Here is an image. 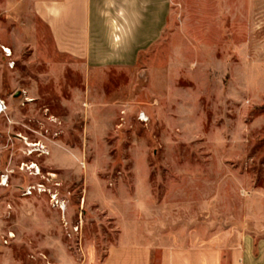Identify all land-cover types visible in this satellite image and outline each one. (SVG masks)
I'll return each mask as SVG.
<instances>
[{
	"label": "rangeland",
	"instance_id": "374dc122",
	"mask_svg": "<svg viewBox=\"0 0 264 264\" xmlns=\"http://www.w3.org/2000/svg\"><path fill=\"white\" fill-rule=\"evenodd\" d=\"M5 3L0 264L103 249L111 192L126 196L136 176L150 177L156 203L192 202L217 238L264 242V0L97 18L89 63L58 53L30 6Z\"/></svg>",
	"mask_w": 264,
	"mask_h": 264
},
{
	"label": "crops",
	"instance_id": "0c3cea01",
	"mask_svg": "<svg viewBox=\"0 0 264 264\" xmlns=\"http://www.w3.org/2000/svg\"><path fill=\"white\" fill-rule=\"evenodd\" d=\"M167 1L6 0L5 5L30 6L47 26L58 53L89 63L95 55L97 18H129L136 12L145 15L146 7L151 14ZM130 183L133 186L127 188L126 196L111 192L115 202L107 221L113 229L104 248L88 245V254L79 263L65 264H264V242L256 245L253 237L240 232L235 239L217 238L210 218L201 222L192 202L173 206L165 199L156 203L148 176L132 177ZM119 188L125 191L124 185ZM213 196L214 192L207 198ZM210 208L209 202L208 214Z\"/></svg>",
	"mask_w": 264,
	"mask_h": 264
},
{
	"label": "built area",
	"instance_id": "2783aa9c",
	"mask_svg": "<svg viewBox=\"0 0 264 264\" xmlns=\"http://www.w3.org/2000/svg\"><path fill=\"white\" fill-rule=\"evenodd\" d=\"M1 50L5 58L9 59L13 56L12 50L6 46H2ZM14 64H15L14 62L11 63V67H13ZM6 109H7L6 102L4 100H0V115L4 113ZM142 119H143V114L141 113V115L139 116V120L142 122ZM146 119L148 121L147 117Z\"/></svg>",
	"mask_w": 264,
	"mask_h": 264
},
{
	"label": "bare ground",
	"instance_id": "6f19581e",
	"mask_svg": "<svg viewBox=\"0 0 264 264\" xmlns=\"http://www.w3.org/2000/svg\"><path fill=\"white\" fill-rule=\"evenodd\" d=\"M144 115H145V114H143V119H142V121H145V119H146Z\"/></svg>",
	"mask_w": 264,
	"mask_h": 264
}]
</instances>
